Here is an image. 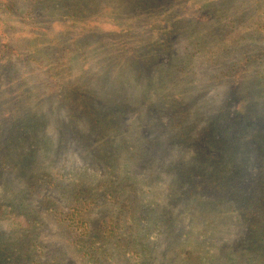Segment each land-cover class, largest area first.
Wrapping results in <instances>:
<instances>
[{"label":"rangeland","instance_id":"374dc122","mask_svg":"<svg viewBox=\"0 0 264 264\" xmlns=\"http://www.w3.org/2000/svg\"><path fill=\"white\" fill-rule=\"evenodd\" d=\"M11 1L10 14L0 4V169L12 180H0V200L18 203L25 188L14 166L28 148L15 128L33 115L22 130L57 145L37 141L53 164L43 171L89 181L91 197L111 186L93 214H116L133 191L134 211L162 219L146 237L158 264L176 260L184 231L214 228L220 246L246 236L242 203L264 189V0H98L76 18L62 13L68 0ZM45 195L68 207L57 189L34 188L29 230L0 214L2 264H82L63 214L38 205ZM112 250L116 264H138Z\"/></svg>","mask_w":264,"mask_h":264},{"label":"trees","instance_id":"16d2710c","mask_svg":"<svg viewBox=\"0 0 264 264\" xmlns=\"http://www.w3.org/2000/svg\"><path fill=\"white\" fill-rule=\"evenodd\" d=\"M33 2L43 0H32ZM155 0H128L125 4H151ZM3 10L5 13H13L15 4L11 0H3ZM0 2V4L2 3ZM101 2L98 0H68L63 3L62 13L68 14L71 18H76L78 15L84 14L89 11L92 6H97ZM34 6L32 5L29 15L32 14ZM27 13V12H26ZM36 41L31 42L28 46L29 50H36ZM3 67L7 70L12 66L9 64V57L3 56ZM36 64V62H34ZM30 65V63L28 64ZM27 97V96H26ZM82 100H80L81 102ZM85 104L91 106L90 103L85 101ZM36 117L28 115L19 122L24 128L26 126L33 127ZM16 130V134H23L22 141L27 145V150L24 151L18 159V165L14 166L17 170L15 175L19 177L21 173L25 176V188L19 189L20 197H16L18 203L9 202L13 200H0V214L1 217L12 219L13 224L20 229L29 230L34 223H37L33 213L35 208L28 205L27 197L32 194L34 188L47 185L57 189L60 195H66L67 208L63 212L62 208L56 201L49 195L42 196L38 205L41 209L52 211L55 215L63 214L60 226L65 229L67 234V243L72 246L78 253L82 264H116L117 251L127 254L133 263L138 264H158L155 262L158 258L157 255L152 253V245L146 239L150 232L151 226L148 225L149 221L154 225L157 233L160 230V222L162 219L158 218L154 213L149 212L148 208L143 205V209L134 211V204L137 203V194L133 191L129 192L124 199L120 202L119 210L116 214L106 216L102 213L90 211L91 206H94L99 196H104L108 193L111 186H107L106 190H97L94 197L90 196L89 181H83L80 184L69 185L67 182L56 181V176L50 174L48 171H43L47 166H52V162L43 163V150L37 145V141L42 142L44 146L53 148L57 145L53 144L52 140L45 135L39 136L37 130ZM112 130H109L111 133ZM29 134L26 139L24 135ZM47 140L44 141V139ZM26 139V140H25ZM54 145V146H53ZM58 149L54 150L56 152ZM52 153L51 150L48 153ZM0 161V165L2 164ZM36 166V169L34 168ZM34 168V169H33ZM7 179L6 184L10 185L11 176L5 175L0 169V180ZM19 179V178H18ZM14 180V177H13ZM103 185V183H101ZM261 191L262 194L259 195ZM258 193L248 195L242 203V216L241 221L245 225L247 231L246 236L238 238L237 241H231L223 246L216 243L214 238V228H205L201 230L200 235H190L188 231L182 232L188 240L178 246L176 260L170 264H264V189L257 190ZM18 194V195H19ZM111 199L118 197L117 194L109 195ZM69 197V198H68ZM260 197V202L255 199ZM16 200V199H15ZM141 205V203H139ZM29 215V216H28ZM68 220V222H66ZM122 223H125L123 225ZM144 223V226H141ZM147 227L149 228L147 230ZM184 229V228H183ZM149 231V232H148ZM218 231V230H217ZM70 233V234H69ZM189 239H193L189 243ZM191 241V240H190ZM187 246L189 248H187ZM8 254L7 248L2 246L0 249V256ZM2 257V256H1ZM0 264L2 261L0 259ZM44 264V263H43Z\"/></svg>","mask_w":264,"mask_h":264}]
</instances>
